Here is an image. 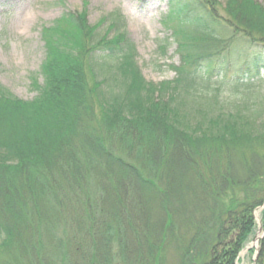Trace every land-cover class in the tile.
<instances>
[{
  "label": "trees",
  "instance_id": "1",
  "mask_svg": "<svg viewBox=\"0 0 264 264\" xmlns=\"http://www.w3.org/2000/svg\"><path fill=\"white\" fill-rule=\"evenodd\" d=\"M166 1L171 80L119 10L65 11L38 94L0 84V264H236L264 205V7Z\"/></svg>",
  "mask_w": 264,
  "mask_h": 264
},
{
  "label": "rangeland",
  "instance_id": "2",
  "mask_svg": "<svg viewBox=\"0 0 264 264\" xmlns=\"http://www.w3.org/2000/svg\"><path fill=\"white\" fill-rule=\"evenodd\" d=\"M254 1L264 7V0ZM114 10H119L125 18L126 31L135 45L137 65L144 79L153 83L171 80L174 72L169 66L179 63L175 44H170L164 53L158 49L161 41L170 35L171 23L169 27L163 23L166 0H0V84L15 96L31 100L38 94L33 81L39 86L43 82L42 28L52 25L65 11H86L87 24L94 25ZM259 90L249 97L261 102L264 83ZM263 207L253 212L255 227L239 251L236 264H253L257 260L260 240L264 237Z\"/></svg>",
  "mask_w": 264,
  "mask_h": 264
},
{
  "label": "water",
  "instance_id": "3",
  "mask_svg": "<svg viewBox=\"0 0 264 264\" xmlns=\"http://www.w3.org/2000/svg\"><path fill=\"white\" fill-rule=\"evenodd\" d=\"M260 230H261V229H260ZM262 233L264 234V230H262ZM255 241H256V237L254 238L253 242H255ZM253 264H255V261H254Z\"/></svg>",
  "mask_w": 264,
  "mask_h": 264
},
{
  "label": "bare ground",
  "instance_id": "4",
  "mask_svg": "<svg viewBox=\"0 0 264 264\" xmlns=\"http://www.w3.org/2000/svg\"><path fill=\"white\" fill-rule=\"evenodd\" d=\"M258 238V235L256 236V239Z\"/></svg>",
  "mask_w": 264,
  "mask_h": 264
}]
</instances>
